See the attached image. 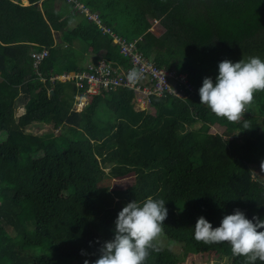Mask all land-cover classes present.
<instances>
[{
	"label": "trees",
	"instance_id": "16d2710c",
	"mask_svg": "<svg viewBox=\"0 0 264 264\" xmlns=\"http://www.w3.org/2000/svg\"><path fill=\"white\" fill-rule=\"evenodd\" d=\"M78 1L119 36L138 39L158 66L186 74L196 93L151 96L144 110H135L133 91L119 88L76 111L75 84L51 78L84 67L75 49L55 43L57 33L125 68L129 60L119 45L72 5L0 0V264L94 261L113 238L119 211L149 196L165 200L163 238L182 251L159 242L146 264H182L192 254L246 264L227 243L197 242L194 226L203 216L218 227L236 209L264 220V92L255 94L244 129L243 121L230 123L201 104L198 90L205 77L215 82L224 59L264 60V0ZM120 17L124 24L115 25ZM155 20L164 33L151 30ZM34 49L48 50L37 66ZM19 96L26 111L16 120ZM35 123L64 133L44 135L34 147L26 130ZM213 126L223 131L213 133ZM126 177L132 180L118 187L100 186Z\"/></svg>",
	"mask_w": 264,
	"mask_h": 264
},
{
	"label": "clouds",
	"instance_id": "9594fccd",
	"mask_svg": "<svg viewBox=\"0 0 264 264\" xmlns=\"http://www.w3.org/2000/svg\"><path fill=\"white\" fill-rule=\"evenodd\" d=\"M142 78L143 72L138 68L127 73L132 85ZM198 91L200 103L218 118L230 123L243 121V128L249 129L244 116L254 103L255 94L264 92V60L259 56L238 62L224 59L218 64L215 82L205 77ZM165 205L164 199L151 196L143 202L127 203L114 221L113 238L101 244L97 259H85L84 264H146L150 253L160 250L158 244L168 216ZM194 239L206 245L227 243L234 256L246 258V264H256L257 260L264 264V220L258 216L248 219L240 209L225 215L218 227L200 216L194 226ZM81 254L88 255L83 250Z\"/></svg>",
	"mask_w": 264,
	"mask_h": 264
},
{
	"label": "built area",
	"instance_id": "2783aa9c",
	"mask_svg": "<svg viewBox=\"0 0 264 264\" xmlns=\"http://www.w3.org/2000/svg\"><path fill=\"white\" fill-rule=\"evenodd\" d=\"M14 1L23 2V0ZM27 1L28 3L22 4L28 5L29 0ZM68 2L86 14L89 20L102 29L103 33L111 35L113 41L119 45L121 54L129 60V66L124 68L100 57L83 70L54 75L51 78L52 81H71L75 84L77 88L75 101L78 107H86L90 98L94 95L116 91L119 88L133 91V102L138 109H145L151 96L165 97L171 95L180 99H187L195 95V88L189 82L186 74H179L173 69L158 66L154 60L143 55L138 47L137 40L130 41L115 34L109 26L102 23L96 13H92L89 8L78 0H68ZM47 55L48 50L46 49L41 51L34 49L31 52L34 65L37 66ZM133 68H138L143 72L142 80L135 85L127 81V73Z\"/></svg>",
	"mask_w": 264,
	"mask_h": 264
},
{
	"label": "rangeland",
	"instance_id": "374dc122",
	"mask_svg": "<svg viewBox=\"0 0 264 264\" xmlns=\"http://www.w3.org/2000/svg\"><path fill=\"white\" fill-rule=\"evenodd\" d=\"M63 3L68 2V0H62ZM23 3V2H22ZM26 3V2H25ZM132 9H134V7H131ZM63 9V8H62ZM61 9V10H62ZM122 19L124 20L123 17H120V19H118L115 22V25L120 22L121 24H124V22L122 21ZM120 26V25H119ZM151 30L156 33L157 35L162 34L165 32V27L162 26V24L160 23L159 20H155L153 21V25L151 27ZM71 48V47H69ZM89 60V58H87ZM25 102V99H17L16 101V108H18V106L22 103ZM134 104V102H133ZM135 106V104H134ZM136 107V106H135ZM134 109L135 110H142V109H138L137 107ZM73 108L76 111H81V108L78 107L76 105V103L74 102L73 104ZM84 108V107H83ZM149 111H154L152 108H148ZM22 111V110H21ZM200 123H197L196 125H192L190 128H199L200 127ZM188 128V127H186ZM211 132L215 133V132H222L223 130L219 127L213 126L210 129ZM26 133L30 136V143L32 146L36 147V146H40L41 145V141H42V137L44 135H59L64 133V128H60V129H53V127L50 124H46V123H35V124H31L30 126L27 127ZM0 139H3V137H0ZM105 171H107V168L105 169ZM255 171V170H254ZM256 172V171H255ZM132 180V178L130 177H126L124 180H106L103 179L102 182L100 183V186H106L109 185V189L114 188V187H118L123 183H128ZM159 242H162L164 247H169L171 249V251L175 254L180 253L182 251V244H174V245H170L168 240H165L163 237L160 239ZM36 253H38V250H35ZM167 255L171 256L168 252H166ZM225 261V258L222 256H217L214 254H206V255H196V254H192V255H188L187 257H185L184 261L182 262V264H223ZM70 264H76L75 262H71Z\"/></svg>",
	"mask_w": 264,
	"mask_h": 264
},
{
	"label": "crops",
	"instance_id": "0c3cea01",
	"mask_svg": "<svg viewBox=\"0 0 264 264\" xmlns=\"http://www.w3.org/2000/svg\"><path fill=\"white\" fill-rule=\"evenodd\" d=\"M66 1V0H65ZM80 2V1H79ZM56 4L60 9H64L67 6H71L73 7V9H76L81 15H83L84 17L87 18L88 21H91L88 19L87 15L84 14L83 12H81L79 9L75 8L74 5L72 3L69 2H65L63 3L62 0H56ZM84 4V3H83ZM87 8L90 9V11L92 13H96L98 15L97 12L93 11L92 8L86 4H84ZM99 16V15H98ZM100 18V17H99ZM160 21V20H159ZM93 22V21H91ZM94 23V22H93ZM103 23V22H102ZM96 24V23H94ZM104 24V23H103ZM100 28V27H99ZM101 29V28H100ZM112 29V28H111ZM113 30V29H112ZM102 31V29H101ZM68 33V32H67ZM103 33V32H102ZM61 33H57V36H60L61 38L56 39L55 43L56 44H60L61 46H63L64 48L66 47H71L72 49H75V52H78L80 54V57L78 58L80 60V62L82 61V65H83V69H85L88 65H90L91 63L96 62L99 59V55L96 54L95 52H93L91 49H87L85 46H82L81 43L79 42V40H76L74 38H72V36L70 34H65L64 36L61 35ZM103 34H107V33H103ZM109 35V34H108ZM111 36V35H110ZM112 37V36H111ZM113 39V38H112ZM114 42V41H113ZM115 43V42H114ZM84 56V59H82V57ZM89 58V60L87 59ZM66 72V71H65ZM65 72H61V73H65ZM76 72V71H73ZM70 72V73H73ZM19 99H23V96H19ZM17 101V100H16ZM26 102H22L18 108L15 107V119L18 120V118L23 115L26 111ZM135 107V106H134ZM136 108V107H135ZM22 110V111H21Z\"/></svg>",
	"mask_w": 264,
	"mask_h": 264
},
{
	"label": "bare ground",
	"instance_id": "6f19581e",
	"mask_svg": "<svg viewBox=\"0 0 264 264\" xmlns=\"http://www.w3.org/2000/svg\"><path fill=\"white\" fill-rule=\"evenodd\" d=\"M28 3V1L27 0H23V3ZM25 3V4H26ZM113 31V30H112ZM114 32V31H113ZM115 33V32H114ZM116 34V33H115ZM118 35V34H117ZM119 36V35H118ZM121 37V36H120ZM124 38V37H123ZM127 40H129V39H127ZM133 40H137V42H138V39H133ZM133 40H130V41H133ZM100 58V57H99ZM120 66V65H119ZM188 78V77H187ZM189 80V79H188ZM180 99V98H179ZM76 103V102H75ZM77 105V104H76ZM84 108H81V110H83ZM142 110H144V109H142ZM49 137V136H48ZM98 153V152H97Z\"/></svg>",
	"mask_w": 264,
	"mask_h": 264
}]
</instances>
